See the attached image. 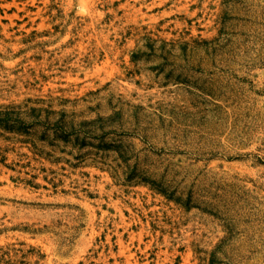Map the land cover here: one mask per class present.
Listing matches in <instances>:
<instances>
[{"label":"rangeland","instance_id":"374dc122","mask_svg":"<svg viewBox=\"0 0 264 264\" xmlns=\"http://www.w3.org/2000/svg\"><path fill=\"white\" fill-rule=\"evenodd\" d=\"M0 264H264V0H0Z\"/></svg>","mask_w":264,"mask_h":264}]
</instances>
